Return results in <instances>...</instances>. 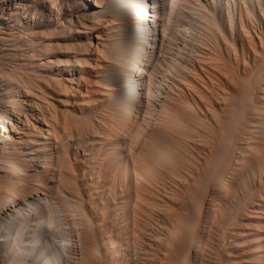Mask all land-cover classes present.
<instances>
[{"label": "bare ground", "instance_id": "obj_1", "mask_svg": "<svg viewBox=\"0 0 264 264\" xmlns=\"http://www.w3.org/2000/svg\"><path fill=\"white\" fill-rule=\"evenodd\" d=\"M0 264H264V0H0Z\"/></svg>", "mask_w": 264, "mask_h": 264}, {"label": "rangeland", "instance_id": "obj_2", "mask_svg": "<svg viewBox=\"0 0 264 264\" xmlns=\"http://www.w3.org/2000/svg\"><path fill=\"white\" fill-rule=\"evenodd\" d=\"M10 119H11V117H10ZM35 121V120H34ZM35 123V125L38 127V125H39V123H37V121H35L34 122ZM10 129V128H9ZM33 130H35L34 128H33ZM20 133V134H19ZM18 134H14V137H16L17 138V135H22V134H24V133H22V132H19ZM23 136V135H22ZM25 137L26 136H24L23 138L25 139Z\"/></svg>", "mask_w": 264, "mask_h": 264}]
</instances>
